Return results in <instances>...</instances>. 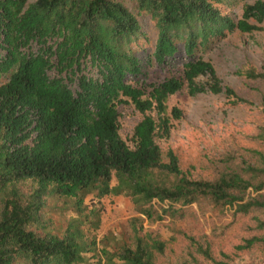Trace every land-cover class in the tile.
<instances>
[{
	"label": "trees",
	"instance_id": "16d2710c",
	"mask_svg": "<svg viewBox=\"0 0 264 264\" xmlns=\"http://www.w3.org/2000/svg\"><path fill=\"white\" fill-rule=\"evenodd\" d=\"M263 23L264 0H0V264H163L168 242L145 219L209 212L243 219L234 254L180 231L188 243L173 264H264V91L248 85L264 69L237 71L260 101L257 125L207 175L158 142L183 117L168 101L184 88L252 103L205 56ZM154 67L177 72L153 80ZM125 105L142 114L132 143ZM106 196L129 197L140 215L126 239L96 234ZM57 213L72 216L61 225Z\"/></svg>",
	"mask_w": 264,
	"mask_h": 264
},
{
	"label": "rangeland",
	"instance_id": "374dc122",
	"mask_svg": "<svg viewBox=\"0 0 264 264\" xmlns=\"http://www.w3.org/2000/svg\"><path fill=\"white\" fill-rule=\"evenodd\" d=\"M232 13L240 15V7ZM147 27L152 39L148 48H152L156 33L149 23ZM205 57L214 63L223 85L237 88L245 98L251 99L252 103L232 106L224 94L207 92L191 95L187 88L170 97L169 107L181 108L183 117L173 121L170 137L159 139L158 142L164 152L173 149L179 155L183 167L195 175H207L210 172L209 161L219 157L220 150L227 145H246L247 135L253 133L256 128L261 109L260 101L249 94L250 88L245 84V80L237 75V71L250 66L264 69V23L261 31L236 32L229 35ZM151 72L153 80H162L177 71L154 67ZM248 83L251 88H262L264 91V82ZM121 113V135L128 143H132L135 125L142 118V114L130 105L122 106ZM102 203L105 208L101 227L96 231L98 238L110 236L118 240L126 239L131 232L130 220L140 216L135 211L131 199L125 196H106ZM194 209L197 210L196 206ZM71 216L72 213L55 214L61 225H65ZM242 221L243 219L233 222L230 215L220 217L216 212H209L205 217L194 219L189 216L181 221L167 218L149 222L145 219L144 226L145 229L159 233L168 242L162 262L173 264L188 243L180 231L193 235L206 233L213 242V250L217 256L221 250L234 254V244L242 233ZM226 226V232L221 234Z\"/></svg>",
	"mask_w": 264,
	"mask_h": 264
}]
</instances>
